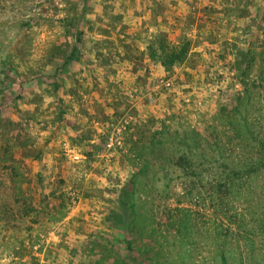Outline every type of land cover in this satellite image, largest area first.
<instances>
[{
  "label": "rangeland",
  "instance_id": "rangeland-1",
  "mask_svg": "<svg viewBox=\"0 0 264 264\" xmlns=\"http://www.w3.org/2000/svg\"><path fill=\"white\" fill-rule=\"evenodd\" d=\"M107 1L0 0V264H264V0L203 56L117 44ZM89 195L106 209L77 244L66 206Z\"/></svg>",
  "mask_w": 264,
  "mask_h": 264
},
{
  "label": "crops",
  "instance_id": "crops-1",
  "mask_svg": "<svg viewBox=\"0 0 264 264\" xmlns=\"http://www.w3.org/2000/svg\"><path fill=\"white\" fill-rule=\"evenodd\" d=\"M235 1L237 2L238 0H108L105 3L106 6L104 5L107 12L104 13L106 16L105 21L114 24L116 28L118 33L116 37H113L112 33H109V35L110 39H113L117 44L124 45L122 39L124 34L127 33L129 38L138 39L136 46L139 53L146 55L147 42L159 33H166L168 38L176 44L183 39H193L196 47L191 50L190 55L198 53V56H203V52L207 51L206 49L208 48V50H224L225 48L221 44L230 41L236 35L232 30L221 27V25L227 23L231 8L236 5ZM101 15L104 16V14ZM238 22L242 23L243 19ZM98 37L105 38L100 35ZM214 37H217L218 40L220 39L219 44L221 46L208 43ZM194 78L197 83L201 81V75H196ZM62 99H70V96L66 95ZM166 101L162 98L161 103L164 104ZM51 172L49 171L50 175ZM58 195L61 194L49 195V206H59ZM64 195L69 196V194ZM64 195L62 196L63 198H65ZM72 195L74 196V194ZM104 196L108 197L107 194H104ZM103 204L104 202H101L97 197L89 195L88 197H82L78 205L71 207V209L69 205L66 206L69 222L67 224L64 223L69 228L67 233H72L70 238L75 237L77 244L81 242L86 244L92 232L95 231L94 229H97V216L93 217L91 215H101V211L106 209H103ZM78 219L86 221V223L82 222L85 224L83 228L85 232L78 231L75 234L73 229H77V227L74 222H77ZM50 236V239L58 240L55 235Z\"/></svg>",
  "mask_w": 264,
  "mask_h": 264
},
{
  "label": "trees",
  "instance_id": "trees-1",
  "mask_svg": "<svg viewBox=\"0 0 264 264\" xmlns=\"http://www.w3.org/2000/svg\"><path fill=\"white\" fill-rule=\"evenodd\" d=\"M81 44H82V33L80 34V36L77 40L76 46L72 47V50H71L70 54L67 56V58H66L61 69H64V68L70 66L75 61V59L79 55V49H80ZM159 47H160L161 53L163 55V57H162L163 59H162L161 63L166 67H171V66H174L175 64H181L184 61L187 53L189 52V43L188 42H186L185 44L180 46V48L177 50L168 51L165 44H164V37H162L160 39ZM153 54H154V52L152 53V55ZM123 205H125V204H123ZM132 215H133V213H132Z\"/></svg>",
  "mask_w": 264,
  "mask_h": 264
},
{
  "label": "built area",
  "instance_id": "built-area-1",
  "mask_svg": "<svg viewBox=\"0 0 264 264\" xmlns=\"http://www.w3.org/2000/svg\"><path fill=\"white\" fill-rule=\"evenodd\" d=\"M65 150L68 153V156L73 159V161L77 162L80 160V156L77 155L75 150L71 149V147L68 144H64Z\"/></svg>",
  "mask_w": 264,
  "mask_h": 264
}]
</instances>
